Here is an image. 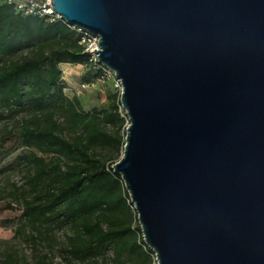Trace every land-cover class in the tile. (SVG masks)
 I'll list each match as a JSON object with an SVG mask.
<instances>
[{"label":"water","instance_id":"1","mask_svg":"<svg viewBox=\"0 0 264 264\" xmlns=\"http://www.w3.org/2000/svg\"><path fill=\"white\" fill-rule=\"evenodd\" d=\"M99 36L112 164L156 264H264V0H49Z\"/></svg>","mask_w":264,"mask_h":264},{"label":"trees","instance_id":"2","mask_svg":"<svg viewBox=\"0 0 264 264\" xmlns=\"http://www.w3.org/2000/svg\"><path fill=\"white\" fill-rule=\"evenodd\" d=\"M79 40L60 18L23 14L0 2V161L18 146L27 149L20 155L27 170L18 227L43 232L49 247L58 244L63 264H151L154 252L111 167L124 145L119 99L85 110L64 92L60 63L84 64L95 79L106 76ZM21 111L26 117L15 119ZM46 258L38 264H48ZM0 264H18L16 252Z\"/></svg>","mask_w":264,"mask_h":264},{"label":"rangeland","instance_id":"3","mask_svg":"<svg viewBox=\"0 0 264 264\" xmlns=\"http://www.w3.org/2000/svg\"><path fill=\"white\" fill-rule=\"evenodd\" d=\"M26 53L27 51H24L13 56L12 59H19ZM59 68L65 94L69 97L77 96L83 109L90 110L92 107L108 106L116 98L119 99L121 89L112 73L95 79L94 73L84 64L60 63ZM87 78L91 79L88 84L85 82ZM119 111L122 116L124 109L121 107ZM24 117L26 115L23 111L14 115L15 119ZM125 124L127 125L126 121ZM4 125L5 123L0 121V135L4 130ZM123 134H125V129ZM25 152L27 149L18 146L0 161V259H3L8 252H16L18 264H38L39 258L47 254L45 261L48 264H63L58 244L49 247L43 232L38 234L32 228L19 229L18 227L20 222L17 218L21 212L19 194L25 188L27 170L20 155ZM42 156L49 158L48 155ZM12 219L14 221L11 222ZM55 235L61 240L62 230H56ZM156 263L155 256H153L151 264Z\"/></svg>","mask_w":264,"mask_h":264},{"label":"built area","instance_id":"4","mask_svg":"<svg viewBox=\"0 0 264 264\" xmlns=\"http://www.w3.org/2000/svg\"><path fill=\"white\" fill-rule=\"evenodd\" d=\"M1 1L12 3L14 5L15 10L20 11L23 14H39V15H47L51 18L54 17L60 18L59 15L56 14L52 9L49 0H0V2ZM69 26L75 29L76 32L80 35L79 43L82 45L84 52L88 53L90 61L98 63L97 54L94 53L93 49H95V51L98 50L99 36L94 35L81 27H77L74 25H69ZM100 65L104 68L105 74H110V73L113 74L115 82L121 89L120 81L115 78L113 71L104 67L102 64ZM84 85L85 84H83V86ZM122 116L126 118V122H127V117L125 115V112L124 114H122Z\"/></svg>","mask_w":264,"mask_h":264}]
</instances>
